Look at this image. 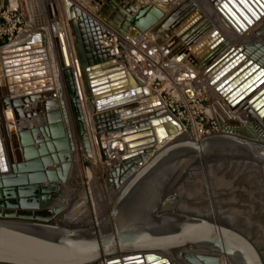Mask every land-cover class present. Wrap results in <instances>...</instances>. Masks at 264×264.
<instances>
[{
	"label": "water",
	"instance_id": "water-1",
	"mask_svg": "<svg viewBox=\"0 0 264 264\" xmlns=\"http://www.w3.org/2000/svg\"><path fill=\"white\" fill-rule=\"evenodd\" d=\"M61 1L75 39L73 52L85 95L95 112L96 139L124 144L122 162L115 169L117 174L124 170L126 174L118 175L119 194L98 228H70L58 223L64 207H53V203L64 195L63 185L73 164L48 64L43 53L29 55L42 49L37 41L0 50V264H218L217 254L232 264H263L254 244L232 226L197 214L161 212L159 208L160 204L172 205L169 194L176 192H170L172 187L190 178L201 162L262 164L264 144L235 133L215 132L199 140H172L153 151L155 142L174 137L176 126L169 122V116L150 115L154 100L148 98L144 83L130 70L116 65L120 60L110 49L116 41L114 35L70 1ZM216 1L235 27H242L251 16L256 18V11L264 7L260 0ZM93 2L98 9L101 1ZM49 4V23L52 28L54 23L58 26L61 52L56 37L55 44L60 64L65 66L62 87L74 136L89 156L86 122L59 27L61 15L59 9L53 14ZM120 7L125 21L119 27L113 23L109 26L129 40L159 17L153 10L151 14L143 8L132 11L131 4ZM126 20L133 24L127 33ZM117 49L123 50V44L117 43ZM207 74L231 108L250 97L245 107L250 119H262L259 127L264 138V59L230 50L210 65ZM25 106L29 108L26 112ZM222 170L219 166L218 171ZM158 173L164 188L150 202L153 206L141 210L138 201L132 206L141 189H151L152 176ZM168 174L171 176L166 181ZM188 246L193 252L184 249ZM179 249L184 250L177 259L173 252Z\"/></svg>",
	"mask_w": 264,
	"mask_h": 264
},
{
	"label": "bare ground",
	"instance_id": "bare-ground-1",
	"mask_svg": "<svg viewBox=\"0 0 264 264\" xmlns=\"http://www.w3.org/2000/svg\"><path fill=\"white\" fill-rule=\"evenodd\" d=\"M99 1H101V4L109 12H105L102 17L115 18L116 26L121 24L122 21H125V16L123 15L124 10L120 7L121 5L127 6V4H131L132 11H138L140 8H143V10L148 14H151V10L154 11L153 13L159 14L158 19L153 24L149 25L143 31H137L132 40H129L125 35L123 36L116 30H113L111 27L103 23L101 19H99L100 17L97 18L93 16V12L87 11L83 7H81L82 5L80 6L72 2V4L76 5L82 11H84L91 19L95 20L104 29L114 35L116 41L110 46V49L111 53L120 60L116 62V65L121 67V69L123 70H130L144 83L149 92L148 98L154 100V103L151 106L152 112L150 115L152 117L169 116V122L173 123L176 126L174 137H167L162 139L160 142H155L153 145V151L161 149L163 146H166V144L172 142V140L177 141L183 138H191L194 140L200 139L197 138V136L192 137L189 135L190 132H187L186 126L182 123L183 121L180 120L181 118L179 119L177 115L175 116L174 113L169 111L168 107L161 98V91L158 92L152 89V82L157 78L159 81L163 82V89L172 91V95L177 101L183 100L186 105L188 104V102H190V104L186 106L188 110L189 108L191 109V104L196 102V100L192 101L193 98L201 95L203 92L206 94L208 93L210 97L214 98V102L212 103L213 112L215 113L216 111V113H218L219 111L221 121H223L225 118L233 117L240 120L244 125H246V127L244 126V128H240L238 129V131L229 130L227 127L223 126L221 132L235 133L242 137L264 144V138L261 137L262 135L259 127L262 119L259 117H256L255 120L250 119L247 108L245 107V104L250 97L245 98L240 104H238L234 108H231L223 95H221L216 89H214L213 85L210 84L211 75L207 74L210 65L217 58L222 56L224 53L229 52L230 50L239 49L240 52L248 56L251 55L255 56L256 59H264V7H259V9L256 11V18L251 16L252 20L248 18L249 22L244 21L245 23H243L242 27H235L231 24L230 20L226 17L222 9L219 7L220 1L216 0H137L134 3L130 2L131 0ZM260 2L264 6V3L261 0ZM111 4H115L120 10L113 8ZM61 6L63 10L62 1ZM49 8L53 14L55 11L57 12V8L55 7V3L53 2V0L50 2ZM126 22L127 26H125V32L127 33V31H129L133 27V24L132 22H130V20H126ZM46 24L41 25V28L43 29H38L34 32L32 31V33L26 31L21 33L19 37L12 40L8 45L0 48V50L14 49L23 44L35 41L40 42L39 47H41L42 49L29 53V55L43 53V58L46 59L48 69L50 70V77L53 80V87L56 93V98L59 102L58 104L63 119L62 121L65 123L67 129L66 131L67 138L69 140V148L72 152L71 164L73 165L71 172H73L74 169L76 170L75 175H77V170H79L78 165L80 163L78 162L75 153L81 152L82 156H86V154L79 146L78 141L74 136V132L69 130L66 119V111L64 107L65 104L68 105V101L66 93L64 92L63 87L61 89V85L59 82V75H62V70L65 66L62 67L60 64L55 44L56 37L58 40L59 51L61 52L58 26L54 23L53 30L50 23L47 24L48 26ZM59 27L62 31L63 42L65 45V50L67 51V58L69 61L68 68H70L73 72V78L78 89L80 109L86 122V132L89 138L90 153L87 159L97 161V163H100L101 160H103L102 163L104 165V168L106 169L103 174L105 185L104 188L106 187L110 192L111 190L115 191V194H113L114 198V196L119 192L120 188L116 179L118 175L122 176L126 174L125 170L123 172L119 171L117 174L115 169L116 166L118 167V165L122 162L121 157L123 153H125V147L124 144H122V142L120 143V141L118 140L116 142L109 143L105 139L101 138V141H97L94 130L95 123L92 120L95 112L93 106L89 101V98L85 95V91L82 85L81 76L78 70L79 65L75 53L73 52V44L75 39L74 36H72L69 19L66 18V22L64 23L63 19L60 17ZM67 28L69 29L70 34L68 33ZM25 30L29 31L28 29ZM69 36H71V39ZM117 43L123 44L124 49H117ZM197 46H199V49L195 50ZM15 69L20 71L19 67H15ZM145 99L146 98L138 100L137 104L142 103ZM29 106L33 107L34 104H29ZM156 107L161 108L155 110L154 108ZM27 109L29 108H26L25 106L23 111L26 112ZM212 109L206 110L207 115L212 116ZM190 118L193 125H195V117L192 113H190ZM121 123H125V121ZM92 166L95 167L93 164ZM138 166L139 164H137V167ZM121 169L123 170V168ZM88 174L90 173L88 172ZM159 176L160 173L152 176V178H154V181L152 182L153 185L151 189H148L146 187L144 188V190L141 189L142 194L140 192V194L138 195V199L132 203V206L135 207V205L133 204L137 203V201V206H139L138 209L141 210H144V208L146 207L153 206L150 205V202H153L155 196L161 193L164 188L163 184L161 183L162 179ZM214 183H216V181ZM84 184L89 185L88 181ZM120 185H122V183ZM63 190V192L66 193V188L63 187ZM86 191L88 194H90L89 190ZM173 191L176 190H170V192ZM197 192L198 191H196V193ZM65 195L66 194L60 196L59 198H56L53 203V207H56L55 202L56 204L60 203L61 199H63ZM176 195L177 192L169 196L170 201L174 205L177 201ZM83 204L81 206H84L83 208H86V206ZM75 206L81 208V206ZM110 206L111 205H109V209ZM162 207L168 208V206H166L165 204H160L159 209H161ZM235 217H232L233 223H236ZM207 219L215 222L214 219L208 217ZM218 225H220V223ZM99 226L100 223L96 226H93V228L96 229ZM235 227L236 226L233 225L231 229L238 231V229ZM184 249L189 252H193V247L191 246H188ZM184 249L174 251L173 253L175 255V258L179 259L181 256L180 254ZM217 256L218 264H232V262L226 256L220 254H217ZM97 264H105V262L99 261V263ZM181 264L184 263L181 262Z\"/></svg>",
	"mask_w": 264,
	"mask_h": 264
},
{
	"label": "rangeland",
	"instance_id": "rangeland-1",
	"mask_svg": "<svg viewBox=\"0 0 264 264\" xmlns=\"http://www.w3.org/2000/svg\"><path fill=\"white\" fill-rule=\"evenodd\" d=\"M53 2L55 3L57 11L59 9L60 17L65 23L66 18L62 10L61 0H53ZM70 2H74L80 6L82 5L81 7L87 11L93 12V16L97 18L100 17L99 19L108 26L110 23L115 24L116 22L115 18H103L102 15L108 12V10L102 4L96 9L93 0H70ZM48 4L49 2L47 0H0V10L5 9L9 5H18L19 11L24 19L21 33L25 31L32 33V31L43 29L41 28L42 24L49 23ZM113 20H115V22ZM119 25L116 26L115 24L116 27ZM67 31L70 34L68 28ZM69 37L71 38V36ZM9 43L8 41L3 42L0 40V48ZM59 76L62 89V75ZM151 87L155 91H161V98L166 106L172 104L174 109L178 110V114H175L179 119L181 118L180 120L183 121L182 123L186 126L187 132H190L189 135L192 137H194V134L190 128V113L196 117L197 121L203 119L202 123L209 128L210 134L221 132L223 126L233 131L244 128V124L233 117L225 118L221 121L219 111L218 113H216L215 110V113L213 112L212 103L214 102V98L210 97L208 93L206 94L203 92L201 95L193 98L192 101L197 100L191 104V109L189 108L188 110L186 106H188L190 102L186 105L183 100L177 101L175 97H173L171 90L168 91L163 89L164 84L162 81H159L158 78L152 82ZM64 108L69 130L73 131L69 105L65 104ZM207 109H212V116L207 115ZM213 122H216V126L212 125ZM75 156L80 163L78 165L79 170H77L78 173L75 175L76 170L73 169L69 181L63 185V187L66 188V193H64L66 194L65 197L61 199L60 203L56 204L55 202L56 206L64 207V210L57 217V222L70 228H88L98 225L100 221L106 217L115 191L111 190L110 192L106 187L104 188L103 174L106 169L102 163L103 160L97 163V161L87 159L88 156H82L81 152H76ZM201 163V165L199 164V166L194 169L190 178L182 180L180 182L181 184L172 187L173 190H176V197H178L175 205L172 204L173 206L170 205L168 208L162 207L160 211L163 212L167 210L171 212L172 210H176L180 213L188 212V214H197L215 219L220 223L236 226L235 228L249 238L254 244L264 264V163L257 164L252 161L216 162L211 164ZM92 164L95 167H93ZM219 166L223 168L220 172L218 171ZM88 172L90 174H88ZM171 174L167 175L166 181ZM213 180L214 182L216 181V183H214ZM87 181L89 185L84 184ZM86 190H89L90 194H88ZM196 191L199 193H196ZM82 204L85 205L86 208H83L84 206H81ZM75 205L81 206V208ZM232 215L234 217L236 216V223H233Z\"/></svg>",
	"mask_w": 264,
	"mask_h": 264
},
{
	"label": "built area",
	"instance_id": "built-area-1",
	"mask_svg": "<svg viewBox=\"0 0 264 264\" xmlns=\"http://www.w3.org/2000/svg\"><path fill=\"white\" fill-rule=\"evenodd\" d=\"M23 24L24 19L19 11L18 5H9L5 9L0 10V40L3 42H11L12 40L16 39L22 32ZM167 107L172 113L178 114V110L174 109L172 104L168 105ZM202 121L203 119L197 121L195 117V125H193L190 120V128L194 134V137L197 136V138H202L206 135H210L209 128L203 124ZM216 122H213L212 125L216 126Z\"/></svg>",
	"mask_w": 264,
	"mask_h": 264
},
{
	"label": "crops",
	"instance_id": "crops-1",
	"mask_svg": "<svg viewBox=\"0 0 264 264\" xmlns=\"http://www.w3.org/2000/svg\"><path fill=\"white\" fill-rule=\"evenodd\" d=\"M111 33V32H110ZM71 39V38H70Z\"/></svg>",
	"mask_w": 264,
	"mask_h": 264
}]
</instances>
